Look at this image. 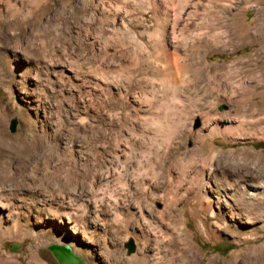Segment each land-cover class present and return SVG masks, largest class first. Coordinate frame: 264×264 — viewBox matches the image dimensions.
<instances>
[{
	"label": "rangeland",
	"instance_id": "obj_1",
	"mask_svg": "<svg viewBox=\"0 0 264 264\" xmlns=\"http://www.w3.org/2000/svg\"><path fill=\"white\" fill-rule=\"evenodd\" d=\"M256 80L264 0H0V264H264Z\"/></svg>",
	"mask_w": 264,
	"mask_h": 264
},
{
	"label": "bare ground",
	"instance_id": "obj_2",
	"mask_svg": "<svg viewBox=\"0 0 264 264\" xmlns=\"http://www.w3.org/2000/svg\"><path fill=\"white\" fill-rule=\"evenodd\" d=\"M159 23H161L160 24L161 27L166 28L165 26L169 23V20H168V18L167 19L165 18V20H163V21L161 19V22H159ZM215 35H218V34H215ZM172 74L174 75L171 78L172 81L177 82L178 80H180L178 78V75H177L178 74V70H173ZM236 88L237 89H241V93L239 95V96H241V98H238L239 96L236 97L237 98L236 103H237V107H238L237 110L241 112V111H244L245 108H247L246 107L247 106V102L251 99V97H253L255 94H264V80H256L254 82L246 83V84L245 83H241V84H238L236 86ZM258 89H261L262 91L261 92H257ZM251 109H252V107L249 106L248 110H251ZM243 122L245 123V121H242L241 123H243ZM192 197L201 198V200H202V208H206L207 209V208L212 207L214 205L212 200H206L204 194H200L198 190H196V191L193 190ZM169 207L172 208L173 206L169 205ZM177 221L180 222L181 219H179V217H177ZM183 236H184V238L185 237L187 238V234L186 233H183ZM191 250H192V248L186 249L184 251L183 256L186 257V258H190L191 254H192L190 252Z\"/></svg>",
	"mask_w": 264,
	"mask_h": 264
},
{
	"label": "water",
	"instance_id": "obj_3",
	"mask_svg": "<svg viewBox=\"0 0 264 264\" xmlns=\"http://www.w3.org/2000/svg\"><path fill=\"white\" fill-rule=\"evenodd\" d=\"M17 120L16 118H13L10 120V126L9 129L11 132L15 131ZM125 247L127 248V252L131 253L135 249L134 240L132 238H129L128 241L125 243ZM49 249L55 256V258L58 261V264H80L81 258L74 255L69 248L61 247L56 244H51L49 246Z\"/></svg>",
	"mask_w": 264,
	"mask_h": 264
},
{
	"label": "trees",
	"instance_id": "obj_4",
	"mask_svg": "<svg viewBox=\"0 0 264 264\" xmlns=\"http://www.w3.org/2000/svg\"><path fill=\"white\" fill-rule=\"evenodd\" d=\"M254 145L257 147H262V146H264V143L263 142H256V143H254ZM228 250H229V248H226L223 252L226 253Z\"/></svg>",
	"mask_w": 264,
	"mask_h": 264
}]
</instances>
